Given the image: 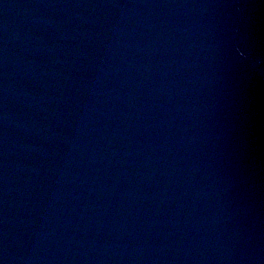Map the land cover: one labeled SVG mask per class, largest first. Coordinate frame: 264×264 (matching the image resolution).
I'll use <instances>...</instances> for the list:
<instances>
[{
  "label": "water",
  "instance_id": "water-1",
  "mask_svg": "<svg viewBox=\"0 0 264 264\" xmlns=\"http://www.w3.org/2000/svg\"><path fill=\"white\" fill-rule=\"evenodd\" d=\"M0 264H264V0H0Z\"/></svg>",
  "mask_w": 264,
  "mask_h": 264
}]
</instances>
